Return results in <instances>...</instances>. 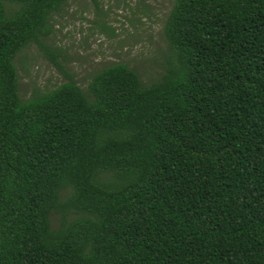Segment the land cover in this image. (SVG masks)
Listing matches in <instances>:
<instances>
[{"label": "trees", "instance_id": "obj_1", "mask_svg": "<svg viewBox=\"0 0 264 264\" xmlns=\"http://www.w3.org/2000/svg\"><path fill=\"white\" fill-rule=\"evenodd\" d=\"M69 1L0 0V264H264V0H173L159 79L24 98Z\"/></svg>", "mask_w": 264, "mask_h": 264}, {"label": "rangeland", "instance_id": "obj_2", "mask_svg": "<svg viewBox=\"0 0 264 264\" xmlns=\"http://www.w3.org/2000/svg\"><path fill=\"white\" fill-rule=\"evenodd\" d=\"M172 6L173 0H70L54 17L48 40L56 59L36 44L19 53L21 96L70 79L85 87L96 71L115 63L136 69L145 83L159 79L169 54L163 28Z\"/></svg>", "mask_w": 264, "mask_h": 264}]
</instances>
